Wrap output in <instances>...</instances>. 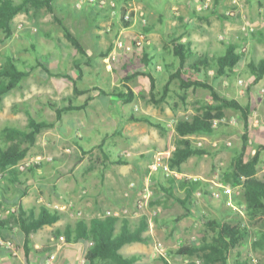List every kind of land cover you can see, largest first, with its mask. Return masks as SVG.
I'll list each match as a JSON object with an SVG mask.
<instances>
[{"label": "crops", "instance_id": "0c3cea01", "mask_svg": "<svg viewBox=\"0 0 264 264\" xmlns=\"http://www.w3.org/2000/svg\"><path fill=\"white\" fill-rule=\"evenodd\" d=\"M102 1H105L103 9L94 3H87L82 10H77L74 5L59 6L60 12L67 11L71 16L80 17L81 23L78 28L81 31H84L83 25L93 19L88 35L93 45L96 44L94 47L97 50L84 46L88 57L82 58L72 46L73 59L65 72L59 71L61 66L59 61H52V67L58 68L56 70L50 69L47 62L46 66L52 73L69 74L77 80L79 88L92 90L79 95L76 100L77 105L84 104L88 97H93V100L86 109L64 113L62 121L55 127L43 130L38 135L28 156L52 158V161L44 160L40 168L20 173V185L12 184L6 177L0 182V199L8 201L0 208V212L3 213L0 219L5 222L0 226V264H98L103 260L97 259L93 263L87 259V254L93 245L92 241L83 237L80 227L82 224H89L92 220L101 218L106 211L119 214L115 216L118 220L117 234L123 230L126 222H129L133 229H141L145 223L148 225L144 232L149 238L147 243H131L121 249L124 258L136 259L135 264H188L190 262L188 257L173 255L170 250L177 249L181 244H190L202 239L211 241L214 238L212 234H208L201 221V215L221 223L240 222L249 229L248 237L229 252L226 264H238L244 261L252 264L253 260H256L257 264H264V213L250 219L247 210L237 204L239 198L237 195L241 194L242 185L234 186L235 189H242L236 191L232 198L235 208L230 205L228 197L224 196L222 200H217L211 195V189L215 190L214 185H217L216 166L219 169L223 164L220 155L215 156V152H211L209 144H206L204 148L209 150V155L192 156L183 164V171L177 172L179 179L189 178L204 183V187L199 190L204 195L201 202L196 204L194 198L195 205L185 208L175 197L169 195L170 189L174 188V193L178 190L184 199L185 190L178 184H173V178L167 179L168 187L163 186L160 181L162 175L157 171L151 172L152 163L147 160L152 150L155 151V156L166 151L167 138L163 139L160 132L156 131L151 133L153 136L148 140L145 137L147 126H143L144 123L129 121L131 115H148L153 119V115L147 113L143 107L144 103L150 104V75L155 78L158 89L159 80L161 79L164 87L170 76L178 69L179 61L173 55V40L192 44L194 56L190 63L200 58L223 56L230 44H239L240 36L244 38L241 28L239 29L233 21L222 18L231 6V1L212 0L209 10H199V0ZM123 9L134 15L129 27H124L121 23ZM238 12L242 17L250 18L256 23L254 35L261 29L264 30V0H240ZM31 13H34L33 9ZM55 13H57L56 8ZM97 16L104 19L102 24L96 22ZM141 16L147 19V28L149 27L150 31H144ZM58 18L67 27L68 22L73 24L70 20L67 22L68 18L64 15ZM117 18H119V26L115 23ZM106 26L108 29L105 31L103 27ZM71 32L76 35L74 31ZM117 33H122L126 43L134 46L133 52L113 55ZM43 34L41 39L37 40L31 36L32 42L29 43V47L32 51L42 46L44 48V36H49L46 32ZM221 34H225L227 41L220 40ZM58 40L64 47H68L70 43L63 31ZM260 45L264 46V40L255 41L249 37V60L260 61L264 58V48ZM44 49L43 55L49 53ZM141 58H146L149 62L143 63ZM39 60L45 59H36L33 63L24 60L19 63V67L23 69L24 62L36 66ZM249 60L243 61V64L230 76L240 77ZM76 63L81 67L77 68ZM213 72L211 70L208 73L201 69L194 75L208 81L224 97L236 99L252 107L250 144L245 154V160H248L256 154L260 146H264V98L261 100L256 90L251 97H244L247 98L246 101H241L242 92L239 83L235 80H227L225 77L220 79L214 77ZM136 73L141 74L128 83L135 93L132 103L126 104L118 95L113 94L95 97V94L99 93L97 90L99 88L110 93L125 92L124 79ZM244 73L251 75L246 70ZM86 78L96 79L99 82L88 84L89 86L84 88L81 82ZM253 80L254 77L251 75V82ZM174 83L179 86V82ZM255 85L264 87V78ZM17 89H20V94L16 95L15 103L11 104L12 113L2 111L0 106V121L11 117L17 120L24 119L22 116L24 113L28 126V112L39 122H55L56 113L51 104L56 105L53 102L60 100L63 104L56 106L64 107L67 99L74 94L71 80L49 76L41 68L27 77ZM198 91L205 89H189V100L191 93ZM171 93L178 97L182 92L179 87L174 89L171 86ZM46 99L53 101H45ZM198 101L201 99L196 98L191 105L186 106L194 108ZM3 102H6L5 98ZM18 104L22 106L17 108V115L14 116L12 108ZM117 105L121 108L120 112ZM47 106L54 113V118L37 119L38 113L45 111ZM160 108L162 109V105ZM175 108L178 114H182L184 105L175 102L173 110ZM84 111L86 112L83 115H73V112ZM196 113L194 112L193 115ZM100 124H111L114 126V131L103 133ZM213 136L200 138L209 142ZM174 147L175 145H172L169 148ZM208 156L212 157L209 159ZM119 159L126 161V164H118ZM260 160L256 176L264 181V150H261ZM148 176L151 178L153 189L162 185L164 191L156 192L153 207L139 211L137 210V202L141 197L139 189L129 190V184L134 181L140 187ZM64 206H71L72 210L63 211ZM44 208L50 212L58 210L62 217L56 223L45 225L27 236L16 215L23 210L28 216L39 218ZM188 210L191 212L190 215L178 221V217L188 213ZM74 211H80L83 215L77 217L73 214ZM153 212H157V217H152ZM202 227L204 230L198 235ZM196 262L205 264L199 260Z\"/></svg>", "mask_w": 264, "mask_h": 264}, {"label": "trees", "instance_id": "16d2710c", "mask_svg": "<svg viewBox=\"0 0 264 264\" xmlns=\"http://www.w3.org/2000/svg\"><path fill=\"white\" fill-rule=\"evenodd\" d=\"M99 2L94 1L92 3L97 4L103 9L104 4ZM32 9H35L36 12L44 9L48 13L55 14L54 0H23L20 3H17L15 0H1L0 31H3L7 37L11 36L12 21L14 18L20 13L29 14ZM123 11L121 23L124 27H129L132 21H125L127 9H123ZM222 18L231 20L234 17L224 14L222 15ZM55 20L61 26L65 37L79 55L82 58H87L86 49L80 39L71 32L62 20L57 17H55ZM147 26L148 25L143 28L145 32L150 31V28H147ZM47 36L50 37V34H47ZM172 47L173 55L179 61L178 69L170 76L169 80L164 85L161 94L156 93V80L150 75L149 103L155 106H161L163 102H166L170 93L171 85L174 81L179 82V90L182 93L178 95V98L183 104H188V90L192 88H202L207 90L210 94L211 100L196 102L195 109L197 113L195 115L177 120L174 128L177 133V140L174 144L175 150L168 160L170 168L173 171L182 172L183 164L192 156L205 157L206 155H209V150L194 144L192 137L214 135L217 131L214 125L216 121H219V125L221 126L225 124L221 123L222 120L226 119L228 121L227 118L230 115H235L243 123V133L241 135L242 143L240 149L236 151V155L233 158L231 170L224 174V181L225 183L230 181L234 186L242 185L243 196L238 198L237 204L247 210L250 219L257 217L259 214H263L264 181L260 180L256 175L258 173V165L261 162L260 153L261 150H264V146H260V149L254 156L245 160L247 147L250 144L249 130L251 123L250 117L253 111L252 107L250 104H243L236 99L224 97L208 81L201 80L194 75L203 69L208 71V73L213 70L214 77L217 78L230 77V74L233 73L238 66L242 65L243 61L247 60V57L250 54L249 49L246 52L243 51V49H240L239 45L230 44L226 54L223 56L200 58L193 63H190L194 56L191 43H181L173 40ZM134 54L137 56L136 53ZM141 60L143 63H146L147 61L149 62L146 58H141ZM24 66L23 69L20 68L18 60L13 58L8 59L5 63L0 62V103L3 102L4 98L11 91L21 87L22 82L39 68L49 76L58 78L63 77L71 80L73 82L74 94L67 99V104L64 107H58L51 104V107L56 113L55 122H39L27 112L29 118L27 129L21 130L7 127L3 130L4 137L9 142V145L7 147H2L0 145V172L14 185H20L19 177L20 173L23 172L17 169V166L28 156L29 151L36 143L38 135L43 130L55 127L58 122L62 121L64 113L86 109L89 106L90 101L93 100V97H88L84 104L77 105V97L89 93L92 90H83L79 88L77 80L69 74L52 73L46 66V61L44 60H39L36 66L24 62ZM76 66L77 68L81 67L79 63H76ZM247 68L254 77L252 82L253 85L259 83L264 78V58L260 61L250 59L247 63ZM140 74L141 73H136L124 79V87L126 88L125 92L114 91L110 93L99 88L97 89L99 93L97 95L95 94V97L113 94L115 96L118 95V97L126 104L132 103L135 99V93L128 83L137 78ZM129 121L144 123L158 129L159 131H166L161 123L155 122L148 115H131ZM117 163L126 164V161L119 159ZM35 168H40V166H33L28 170H33ZM173 184H178L185 190L184 199L182 196H175L174 188L170 189L169 195L170 197H175L185 208L189 205H195L193 201L194 195L204 187L202 181L189 178L177 179L173 177ZM165 191L168 190L165 189ZM5 202L8 203L6 199H0V208ZM42 211L43 214L39 218H35L33 215L28 216L23 210L16 215V218L20 222L21 227L26 232L27 236L45 225L56 223L62 217V214L58 210L50 212L44 208ZM190 213V210H188V213L178 217V221L184 219L190 215ZM200 218L208 231V234H212L214 238L211 241L208 239H202L190 244H181L177 249L170 250V253L176 256L188 257L190 259L188 264H198L196 260L205 264H215L219 262L226 264L229 252L239 246L241 241L248 237L249 229L242 226L240 222L237 224H233L232 222L221 223L204 215H201ZM117 222L118 220L115 217H106L96 218L89 224L81 225L80 228L83 237L94 243L87 254V259L89 261L94 263L97 259H102L105 264L136 263L135 258H124L121 254V249L125 245L131 243H147L149 238L144 235V232L148 225L145 223L141 229H133L130 223L126 222L123 230L117 234ZM4 223L5 222L0 219V226H3ZM238 264H248V262L244 261Z\"/></svg>", "mask_w": 264, "mask_h": 264}, {"label": "rangeland", "instance_id": "374dc122", "mask_svg": "<svg viewBox=\"0 0 264 264\" xmlns=\"http://www.w3.org/2000/svg\"><path fill=\"white\" fill-rule=\"evenodd\" d=\"M17 3L22 2L23 0H15ZM96 1V0H95ZM100 1L99 3H101L102 0H98ZM232 1V0H230ZM77 2L78 0H55V8H56V12L55 14H51L48 13L46 10L41 9L40 11L36 12L35 9L34 13H20L18 14L14 20L12 21V35L11 36H6L5 33L3 31H0V62L1 63H5L8 59L13 58L15 60H18V62H23L24 60H28L31 63H33L36 59H45L44 61H46L49 66L50 69H52V61L54 60V62L59 61L61 66L59 67V71L65 72L66 69H68V65H71V61L73 59V55L72 52H74V49L72 47V45L68 44V47H64L63 45H61L60 41L58 40L59 36L61 35V31L62 28L61 26L56 22L55 17H62V15H64L65 18H68L67 22L70 20L73 22V24H70L68 22V28L72 31L75 32L76 36L80 39V41L83 43V45L85 47H90L95 50H97L96 47H94V45H96L94 43H92L91 37L88 35L90 28L92 27L91 24H93V19L90 20V22H88L86 25H83L84 27V31H81L78 27H79V23H81L80 17H77L75 15H72L67 12V11H63L60 12V8L59 6L62 5H71V6H75V8L77 10H82L83 8H85L84 6H87L86 4L89 3L88 1L85 2V4L82 6V8L77 7ZM99 7V6H98ZM238 15V14H237ZM235 16L233 19H231V21H233L235 24H237V26L239 27V29L241 28V32L244 35V38H241L239 40V47L240 49L243 48H248L249 49V37H251L252 40H264V30H260V32L256 33L254 35V33H250V29L253 28L254 30L256 29V23L254 21H252L250 18H246V17H242L241 14L239 13L238 16ZM82 17V16H81ZM96 22L98 24H102L104 22V19L101 16H97L96 17ZM91 23V24H90ZM116 25L119 26V18L116 19L115 21ZM73 27V28H72ZM245 27V29H244ZM105 29V31L108 29V26L103 27ZM61 30V31H60ZM118 32V30H116ZM46 32L48 34H50V37H45L44 36V48L42 46V48H37L35 51L31 50V47H29V43L32 42L31 40V36L35 37V40H37L38 38L41 39V37L44 35L43 33ZM241 33V34H242ZM60 34V35H59ZM30 36V37H29ZM120 38H123L124 40L126 39L122 33H117L115 40H114V45H113V55H119L118 53L120 52H133V51H125L120 50L116 47V41ZM220 40L221 41H227V38L225 36V34H221L220 36ZM126 41V40H125ZM67 42V41H66ZM262 46V45H260ZM264 48V46H262ZM39 49V50H38ZM43 49L49 53H45L43 55ZM41 51V52H40ZM41 53V54H40ZM39 55H42L41 57ZM217 55H221V54H217ZM169 58H172L170 56H168ZM172 59H170L171 61ZM247 60H249V56L247 57ZM246 65V64H245ZM54 70L58 69V68H53ZM52 69V70H53ZM244 70H246L247 72H249L247 70V65L244 66L243 70H242V74L239 77L238 75H233L230 77H225L227 80L230 81H237L238 83L240 82V80L242 81V83H239V86L241 88V92H242V96L240 97L241 101H246V99L244 97H251L252 94L258 90L259 92V97L260 99L264 98V87H259L256 85H253L251 82V75L249 73H244ZM240 78V79H239ZM220 79V77H219ZM99 80L96 79H85L81 82V85L84 88H87L89 85L88 84H92V83H98ZM174 82H178V81H174ZM172 83V87L174 89L178 88L179 86L177 85V83ZM108 85H110V83H108ZM20 89H15L13 91H11L6 97L5 100L6 102L0 103V106H2V111H7L8 114H10L11 111V107L12 105L15 103V97L16 95L20 94ZM163 92V85H162V81L161 79L158 82V89H156V93L157 94H161ZM172 94V95H171ZM169 93V96L167 97L166 102H163L162 105V109L160 108V106H155L153 104H143V107L145 108V111H147V113H151L153 116V120L157 123H161L166 131H159L156 128H152L151 126L145 124L143 126H147V131L145 133V137L148 140H151L152 138V132H160V135L162 136L163 139L167 138V148L166 150H169L172 145L175 144L176 140H177V133L175 131V124L177 122L178 119L184 118V117H191L193 116V113L196 112L195 107L193 108L192 106H186L184 105V110L182 111V114H178L177 111H175L177 108H175L173 110V105L175 104V102H177V104L181 105L182 102H180L178 97H175L173 93ZM172 96V97H170ZM192 98V99H191ZM197 99H201V101H210V94L208 91H198V92H193L190 95V100L188 99V105H191V103L193 101H195ZM261 99V100H262ZM49 99H46L45 101H48ZM49 101H53V100H49ZM80 100H78L79 103ZM31 102V101H30ZM32 103V102H31ZM51 103V102H50ZM53 103H56V105L61 106L63 103L60 100L54 101ZM141 103V102H140ZM12 104V105H11ZM22 105L15 106V108L13 107L12 110H14V116L17 115V108H19ZM121 106V105H120ZM168 106L172 107V109H170ZM118 110L120 112L121 108L119 107V105H117ZM192 107V108H191ZM125 109V107H123ZM168 109V110H167ZM169 111V113H167V111ZM86 111L84 112H73V115H83L85 114ZM146 113V112H145ZM177 113V114H176ZM24 119H15V117H11L9 119H4L2 121H0V145L2 147H7L9 145V142L7 141V139L4 137L3 134V130L5 128H17V129H21V130H25L27 128V118L26 115L23 113L22 114ZM69 117V115H68ZM235 117V118H234ZM54 118V113H52V110L49 108V106L46 107L45 111H43L41 114L38 113V118L37 119H42V120H50ZM228 122L225 123L224 125H218V127H216V132L214 134L213 137H211V139L208 141H206L203 138H200L201 136H193L192 140L194 142V144H198L199 142H203L204 145L209 144L208 146H210V150L211 152H215V156L218 154L220 155L221 159H222V165H220L219 169L218 166H216V174L217 175V179H215L217 181V185H214L216 188V190H218L219 185H230L231 187H234V185H232V183L229 181L228 183H225V173H228L231 170V166L233 163V158L236 155L235 151L240 149L241 147V135L243 132V123L242 121L235 115H230L228 118ZM230 120L234 121V122H230ZM125 126V125H123ZM126 128V127H125ZM149 128V129H148ZM100 129L101 131L104 132H113L114 131V126H112L111 124L107 125V124H100ZM134 131V130H133ZM219 142V146L220 147H213V143L211 144L210 142ZM226 142H231L232 145H226ZM129 144V143H128ZM211 144V145H210ZM164 150V149H163ZM248 155V154H247ZM126 156V155H125ZM155 151L152 150L148 156H147V160L150 161L152 164L155 161ZM209 159L212 156H208ZM197 158V157H196ZM32 158H30L28 156V159H24L22 160L19 164L24 163L26 160H30ZM151 164V166H152ZM150 166V167H151ZM27 171V170H26ZM157 172H160V174L162 175V180L161 183L163 186L168 187L167 186V179L170 178H177L179 179V177L177 176H167V174L162 170L159 169ZM2 173L0 172V175ZM5 177L2 174V177L0 178V182L4 181ZM228 180V179H227ZM230 180V179H229ZM162 185L160 186V188H155L154 190V197L150 200V202L148 203L147 207L151 208L153 207V205H155L153 203V200L155 199L156 196V192H161L164 191V188L162 187ZM154 187V186H153ZM212 190V189H211ZM242 190V189H241ZM240 189H235V193L236 191H241ZM201 194L202 191H200ZM238 194V193H237ZM175 195H182L179 193L178 190H176ZM166 196V195H165ZM203 196L198 197L197 195H194V198L196 200V204L200 203L201 200L203 199ZM235 196V194H234ZM243 196V192L241 191V194L237 195V197L241 198ZM223 199V198H222ZM219 199V200H222ZM170 201V200H169ZM173 213V211H170V213ZM158 214L154 215L152 213V217H157ZM204 230V228L202 227L199 231H198V235L200 234V231ZM202 234V232H201ZM163 250V249H161Z\"/></svg>", "mask_w": 264, "mask_h": 264}, {"label": "built area", "instance_id": "2783aa9c", "mask_svg": "<svg viewBox=\"0 0 264 264\" xmlns=\"http://www.w3.org/2000/svg\"><path fill=\"white\" fill-rule=\"evenodd\" d=\"M88 1L89 3L94 2L95 0H78L77 2V7L82 8V6L85 4V2ZM101 4H105V1H101ZM212 6V0H199L198 1V8L199 10H209ZM239 6H240V0H232L231 1V6H229V8L226 10L225 15L230 16V17H235L237 14H239L238 10H239ZM238 16V15H237ZM134 19V15L132 12H127L125 15V21H133ZM142 25L146 26L148 21L144 16L140 17ZM245 29V27H244ZM255 30L253 28L250 29V33H254ZM116 47L120 50H125V51H133L134 50V46L132 44H127L126 41L123 38H120L116 41ZM243 51H248V48H243ZM240 84L242 83V81L240 80L239 82ZM228 121L226 119L222 120L221 123H227ZM230 122H234L233 120ZM215 127H218L219 125V121H216L214 123ZM199 147H204L203 142H199L197 144ZM213 147H220L219 146V142H214ZM226 145H232L231 142H226ZM175 150L174 148H170L169 150H166L164 152H161L159 154H157V156L154 158L155 161L152 164L150 171L151 172H156L159 169H162L167 176H178V173L176 171H173L169 164H168V160L170 159V157L172 156L173 151ZM44 160L46 161H52V158H44V157H37V158H32L30 160H26L24 163L22 164H18L17 169H19L20 171H26L29 168L33 167V166H41L44 162ZM2 177V174L0 175V178ZM135 189H139L138 191L140 192V199L137 202V210L142 211L143 209H145L148 205V203L150 202V200L154 197V190L151 186V178L150 176H148L145 180H144V184L142 186H138V184L136 182H130L129 184V190H135ZM235 194V189L233 187H231L230 185H219L218 190H213L212 189V196L213 198L219 200L222 199V197L226 196L229 198L230 201V205L234 207V202L232 201V198ZM129 194L127 193V196ZM195 195H197L198 197L202 196L203 194H201V192H196ZM72 210L71 206H64L63 207V211H68L70 212ZM16 212V210H15ZM74 215H76L77 217H81L83 214L80 211H74L73 212ZM154 215L157 214V212H153ZM3 216V213L0 212V218ZM110 216H119V214L114 213L112 211H106L104 214L101 215V218H106V217H110ZM92 245H94V243L92 242ZM98 264H105L103 261L99 262ZM252 264H257L256 260L252 261Z\"/></svg>", "mask_w": 264, "mask_h": 264}]
</instances>
